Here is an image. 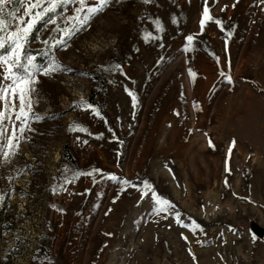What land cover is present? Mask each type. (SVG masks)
Segmentation results:
<instances>
[{"label":"rangeland","instance_id":"obj_1","mask_svg":"<svg viewBox=\"0 0 264 264\" xmlns=\"http://www.w3.org/2000/svg\"><path fill=\"white\" fill-rule=\"evenodd\" d=\"M208 2L211 14L233 32L230 38L214 22L200 34L203 0H113L71 47L56 50L71 71L40 78L33 112L42 119L30 121L35 131L24 133L15 157L0 161V233L7 232L0 235V264H264V237L251 230L252 223L264 228V5ZM156 19L165 27L162 41L146 43L143 32L155 35ZM53 27L38 25L35 35L47 38ZM189 34L193 48L185 52ZM29 47L36 52L42 45L33 39ZM115 63L127 77L101 68ZM124 86L137 94L135 110ZM81 98L100 106L107 124L81 110ZM74 122L103 135L69 131ZM232 139L237 143L229 158ZM65 166L99 168L136 185L147 179L176 205L185 224L195 220L204 232L193 235L172 216L151 215L149 198L137 204V188L121 192L119 183L99 174L95 183L81 177L66 186L68 192L53 194ZM247 196L255 203L242 199ZM14 248L19 250L8 251Z\"/></svg>","mask_w":264,"mask_h":264},{"label":"snow or ice","instance_id":"obj_2","mask_svg":"<svg viewBox=\"0 0 264 264\" xmlns=\"http://www.w3.org/2000/svg\"><path fill=\"white\" fill-rule=\"evenodd\" d=\"M112 2L113 0H95V3H88L87 0H0V161L4 164L9 163L17 154L21 140L26 139L24 133L26 131H35V129L30 127V121L42 119V117L33 112L34 96L38 91V85L41 82L40 78H54L57 73L71 71L58 60L56 50L65 51L71 47L72 41L79 34L89 30L92 20L106 8L110 7ZM116 2L118 3L119 0H116ZM141 2L144 5H151L156 0H141ZM236 2L238 0H235L232 7H235ZM259 3L264 5V0H259ZM70 6L71 13H69ZM227 7L228 5H224V8ZM221 10L223 11L224 9L222 8ZM171 22L173 24L177 23L175 15H172ZM210 22H214L226 34V37L230 38L233 35L230 29L224 27L221 19L215 18L211 14L208 0H203L202 11L200 12L198 21L201 35L205 31L206 25ZM153 23L156 34L154 35L153 32L145 29L143 39L146 43L149 40H155L158 43L162 41L160 34L165 32V27L160 19L154 20ZM38 25H41L43 28H48L49 25H53L54 27L47 38L42 39L40 35H35L40 31ZM33 39L42 45V48L36 52H33L29 47ZM185 39L186 43H184L183 48L187 52L193 48L194 36L189 34ZM225 45H227V40L225 41ZM40 56L45 58L44 62H40L37 59ZM216 61L219 63V57H216ZM101 68L109 73H119L121 76L127 77V73L121 63L101 65ZM188 71L190 76L198 75L192 69ZM220 75L227 82H233L230 72L220 70ZM108 83H113V81L109 80ZM124 91L130 97L132 108L135 110L138 104L137 94L127 86H124ZM78 107L81 110H90V113L94 117L104 120L107 124V118L102 114L100 106L81 98ZM176 114L179 115L178 112ZM117 119L120 120V117H117ZM5 121H7V124ZM17 121H19V124L16 123ZM108 130L112 133L111 138L113 140H117L121 144L123 143L111 128ZM69 131H80L88 135H95L97 138L103 135L102 133H90L88 128L79 122H74L70 125ZM204 135L208 136L207 133H204ZM77 141H80L79 136L77 137ZM82 142L85 145L88 143L87 140ZM207 143L209 146L214 147L213 141L210 138ZM236 143L235 139H232L230 142L227 149L229 158ZM165 166L167 167V165ZM169 171L171 172V169ZM225 171L231 173V168L227 164ZM63 172L64 175L60 178L58 184L51 188L53 194L68 192L69 189L66 186L74 184L81 177H91L93 183H95L97 174H99L101 179L107 177L119 183L121 192L125 191L129 185L137 188L140 194L137 204L145 198H149L151 202V215L160 216L164 213L167 214L165 219L168 216H172L175 218L176 224L190 229L193 235L196 234L197 230L204 232L202 225L195 220H192L191 224H185L181 219V213L176 210V205L170 199L161 195L154 184L147 179L142 184L136 185L126 178L122 179L114 173H105L104 170L99 168L85 172L70 170L65 166ZM8 179L11 180L12 177L9 176ZM224 184L226 187L229 186L227 178H225ZM85 191L89 190L86 189ZM233 195L236 194L234 193ZM242 199L248 203H255L251 199V196L243 197ZM4 200L5 195L0 194V203ZM115 201L116 197H113V203ZM50 207L57 208L54 204H51ZM219 207V205H216L217 209ZM57 210L61 212L65 211L63 208H57ZM110 211L111 209H108V212ZM229 231L235 232L236 229L229 225ZM0 235H7V232L0 233ZM106 235L112 234L106 233ZM181 236L184 241H189L187 235L181 233ZM16 239L17 241L19 240L18 237ZM252 239H256L255 235L252 236ZM222 242L227 243L226 240ZM196 243L204 246L199 239L196 240ZM18 250V248H14L8 251ZM187 252L193 262L198 261L196 254L190 247L187 248ZM217 255L220 254L217 253ZM220 258L223 260L222 255ZM7 259L8 256L6 255L4 257L5 262H7Z\"/></svg>","mask_w":264,"mask_h":264},{"label":"water","instance_id":"obj_3","mask_svg":"<svg viewBox=\"0 0 264 264\" xmlns=\"http://www.w3.org/2000/svg\"><path fill=\"white\" fill-rule=\"evenodd\" d=\"M251 230L254 234H256L259 238L264 237V228L258 225L257 223L251 224Z\"/></svg>","mask_w":264,"mask_h":264},{"label":"bare ground","instance_id":"obj_4","mask_svg":"<svg viewBox=\"0 0 264 264\" xmlns=\"http://www.w3.org/2000/svg\"><path fill=\"white\" fill-rule=\"evenodd\" d=\"M182 154V153H181Z\"/></svg>","mask_w":264,"mask_h":264}]
</instances>
